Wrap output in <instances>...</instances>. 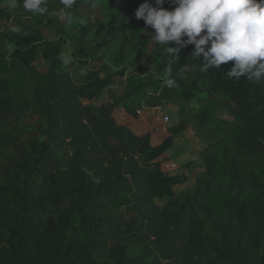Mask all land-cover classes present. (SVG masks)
Segmentation results:
<instances>
[{"label": "trees", "instance_id": "obj_1", "mask_svg": "<svg viewBox=\"0 0 264 264\" xmlns=\"http://www.w3.org/2000/svg\"><path fill=\"white\" fill-rule=\"evenodd\" d=\"M81 2L76 0L78 4ZM115 2L124 10L122 17H115L108 25L89 24L80 33L87 36L94 30L100 33L113 31L122 18L131 20L136 28L154 34L143 20L135 17V11L145 0ZM149 2L154 4V0ZM163 7L173 10L175 5L168 0ZM42 26H32L23 37L15 38L11 55L14 61L25 66L37 61V45L44 42ZM193 50L194 45L182 50L179 59L171 64V73L164 71L167 56L163 50L158 70L176 81L178 101L195 97L205 83L213 92L224 93L236 102L233 114L239 122L232 147L217 156L204 153L201 164L187 167L204 169L197 177L195 191L176 194L175 189L188 182L187 174L166 170L161 162L174 147L175 137L187 129V124L181 122L170 128V135L161 144L153 145L150 136L135 139L114 119L86 116L81 101H93L113 85L115 76H124L123 71L103 76L93 72L87 82L68 93L80 110L63 122L53 111L48 134L54 133L55 137L53 135L45 143H31L30 153L28 149L21 151L23 162L19 168L26 192L41 175L38 187L53 191L66 204L57 213L66 215L67 222L48 225V217L41 213L42 198L31 194L25 199L28 211L24 216L16 217V211L5 207L8 194L5 186L0 184V247L7 241L6 231L35 243L39 239V230L48 225L43 260L20 246L18 258L22 264H161L165 251L179 254L186 264H220L228 261L231 255L242 264H264V80L252 83L246 78L230 79L226 72L234 61L202 73L198 70L202 58H192ZM140 59L141 53L133 65ZM123 62L124 49H120L116 63ZM63 64V59L57 55L46 76V83L53 90L61 89L57 80L62 77L58 69ZM151 64L152 61H148V66ZM185 65L197 67L185 71ZM10 73V61L0 60V77L4 78L0 80V116L19 110V105L9 96L10 86L5 80ZM147 73L148 68L141 69L140 77ZM143 88L144 85L133 88L123 102L138 96ZM163 98L170 99L171 95L166 93ZM67 140L77 149L73 161L75 187L62 183L61 165L57 164L54 155L55 144L65 146ZM135 147L139 151L137 157L131 154ZM37 157L42 160L37 162ZM140 161L149 166L144 167ZM81 167L88 168L92 177L99 180L96 189L88 186L92 177ZM99 196L111 215L108 220L99 214L92 202ZM164 200L168 202L160 209L156 201ZM112 242L115 245L110 248L108 245ZM135 249L142 256L141 262H134L131 257ZM158 249L164 250L160 254Z\"/></svg>", "mask_w": 264, "mask_h": 264}, {"label": "rangeland", "instance_id": "obj_2", "mask_svg": "<svg viewBox=\"0 0 264 264\" xmlns=\"http://www.w3.org/2000/svg\"><path fill=\"white\" fill-rule=\"evenodd\" d=\"M44 3L48 11L40 15L25 11L22 0H16L15 7L9 6V0H0V60L10 61L11 73L5 80L10 86L9 96L19 105L16 113L0 116V184L5 186L8 194L4 200L5 207L16 211V217L24 216L28 211L25 199L31 194L42 198L41 213L48 217V225L67 222L66 215L57 213L66 204L53 191L38 187L41 175L37 177L35 184L31 183L32 188L26 192L27 186L24 178H21L19 168L23 162L21 151L28 149L30 153L31 143H45L53 135L55 137L54 133L51 136L48 134L51 128L49 117L53 111L62 117L59 121L63 122L80 110L76 101L68 97V93L87 82L93 72L103 76L123 71L124 76H115L113 85L93 101H81L86 116L114 119L119 127L124 128L135 139L150 136L153 145L161 144L170 135V128L181 122L187 124V129L175 137L174 147L161 162L166 170L176 174L184 171L187 174L188 182L176 188V194H192L197 177L204 169L187 167L201 164L204 153L217 156L224 149L232 147L233 136L239 126L233 114L236 102L220 91L213 92L207 83L201 86L195 97L178 101V86L167 87V74L158 70L164 46L151 41L152 33L136 28L129 19L121 18L114 25L113 31L100 33L94 30L83 36L80 30L89 24L108 25L115 17H122L124 10L116 5L115 0H82L79 4L75 0L72 7L65 10L68 14L65 16L59 14L63 7L60 0H44ZM40 24L43 25L44 42L37 45V61L31 66L14 61L11 55L15 48V38L23 37L28 28L38 27ZM120 49H124V62L118 64L116 57ZM139 53L141 59L133 65ZM57 55L63 57L64 64L58 69V74L62 75L57 80L61 89L53 90L46 83V76L49 75L52 61ZM148 61H152L150 66ZM144 68H148V73L140 77V71ZM3 79L0 77V80ZM140 85H144V88L139 95L123 102L125 96ZM166 93L171 95L170 99L163 98ZM126 141L127 139L123 143L126 144ZM69 143L70 140L65 142V146L55 144L54 155L57 164L61 165L62 183L75 187L73 161L77 149ZM120 149L119 154L122 153L121 146ZM131 154L139 156L138 148H133ZM41 160V157H37V162ZM140 162L144 167L149 166L144 161ZM81 169L92 177V171L88 168ZM98 184L99 180L92 177L88 186L96 189ZM92 202L105 220L110 219L111 215L101 196ZM167 202L168 200L156 201V205L162 209ZM48 225L39 230V239L35 243L19 234L6 231L4 234L7 241L0 247V264H22L18 258L20 246L42 261L46 253L44 240L49 236ZM114 245L112 242L108 246L111 248ZM154 249L157 251L156 247ZM162 250L164 249H158L160 254ZM131 257L134 262L142 261L138 249H135ZM160 260L161 264L187 263H183L182 257L175 255L173 251H165ZM220 264L242 263L231 255L228 261Z\"/></svg>", "mask_w": 264, "mask_h": 264}, {"label": "clouds", "instance_id": "obj_3", "mask_svg": "<svg viewBox=\"0 0 264 264\" xmlns=\"http://www.w3.org/2000/svg\"><path fill=\"white\" fill-rule=\"evenodd\" d=\"M166 2L145 0L135 11L136 19L154 30L150 40L165 46L166 73H171V64L182 50L194 45L192 58H202L200 72L208 73L234 61L226 72L230 79L246 78L252 83L264 80V0H172L173 10L163 7ZM60 3L63 7L59 14L65 16L75 0ZM9 6L15 7L16 0H9ZM22 6L34 14L48 11L44 0H22ZM196 67L183 68L189 71ZM165 84L169 88L177 86L171 78Z\"/></svg>", "mask_w": 264, "mask_h": 264}]
</instances>
